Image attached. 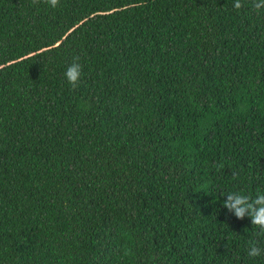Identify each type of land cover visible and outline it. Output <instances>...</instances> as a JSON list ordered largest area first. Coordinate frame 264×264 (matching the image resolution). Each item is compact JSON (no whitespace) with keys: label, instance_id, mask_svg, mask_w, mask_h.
Returning a JSON list of instances; mask_svg holds the SVG:
<instances>
[{"label":"trees","instance_id":"16d2710c","mask_svg":"<svg viewBox=\"0 0 264 264\" xmlns=\"http://www.w3.org/2000/svg\"><path fill=\"white\" fill-rule=\"evenodd\" d=\"M254 2L0 0V264H264Z\"/></svg>","mask_w":264,"mask_h":264},{"label":"clouds","instance_id":"9594fccd","mask_svg":"<svg viewBox=\"0 0 264 264\" xmlns=\"http://www.w3.org/2000/svg\"><path fill=\"white\" fill-rule=\"evenodd\" d=\"M39 0H33V3H38ZM45 2L55 8L59 4V0H45ZM241 0H234L233 7L240 9L242 7ZM253 7L257 10L264 8V0H255ZM82 68L78 60H74L66 69L64 75L69 84L75 88L78 86ZM235 175V173H234ZM226 199L223 201V206L232 213L237 219L249 217L251 224L255 225L264 232V193H258L255 198L242 194L240 192H227ZM264 254V249L258 246L257 241L249 242L247 255L249 257H257Z\"/></svg>","mask_w":264,"mask_h":264}]
</instances>
